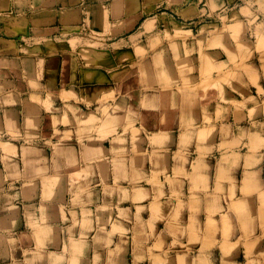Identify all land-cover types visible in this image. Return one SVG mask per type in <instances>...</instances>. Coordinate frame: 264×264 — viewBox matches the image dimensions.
Instances as JSON below:
<instances>
[{
    "label": "rangeland",
    "instance_id": "1",
    "mask_svg": "<svg viewBox=\"0 0 264 264\" xmlns=\"http://www.w3.org/2000/svg\"><path fill=\"white\" fill-rule=\"evenodd\" d=\"M217 48L222 56L211 52ZM45 50L67 52L81 70H97L87 77L97 86L80 90V101L96 108L95 114L80 110L81 138L97 135L127 155L143 153L149 143L158 147L153 157L164 152L161 161L183 166L166 173L151 197L143 184L118 183L108 193L74 180L65 191L68 209H83L84 228L99 219V229L81 235L74 255L89 258L92 239L100 246L96 264H264V0L228 6L216 0H0V56ZM143 82L150 93L173 92L183 109L201 104L205 119L187 125L192 134L179 147L163 136H143L129 108L143 100ZM202 168L204 176L196 175ZM170 175L191 178V198ZM211 177L216 196L205 219L193 191Z\"/></svg>",
    "mask_w": 264,
    "mask_h": 264
},
{
    "label": "crops",
    "instance_id": "2",
    "mask_svg": "<svg viewBox=\"0 0 264 264\" xmlns=\"http://www.w3.org/2000/svg\"><path fill=\"white\" fill-rule=\"evenodd\" d=\"M216 1L228 6L232 0ZM237 1L243 4L246 0ZM215 21H219L218 18ZM56 51L48 55L45 50V54L0 56V264H84V261L85 264H96L95 257H99L95 255V247L99 249L100 246H95L94 240H90L92 251L89 254L92 253L89 258L85 259L83 254L78 257L73 252L74 245L81 243L82 234L90 229L93 234L94 229L95 232L99 229V219L84 228V215L79 211L83 212V209H68L72 182L75 180L74 183L81 186L108 187V193L118 183L126 186L143 184V194L151 197L165 182L166 173L173 174L176 168L183 167L173 160L169 164L161 161L166 157L164 152L153 157L158 147L153 148L149 143L143 146V153L127 155L117 154L115 143L103 141L105 139L101 140L97 135L93 134V139L81 138V129L77 126V118L82 114L80 110L87 109L88 113L95 114L96 108L89 111L87 102L80 101V90L97 86V81L87 80L97 70L94 67L81 70L67 52ZM211 52L223 55L218 48ZM145 86L143 82V100L140 99L137 105L129 104V108L138 114L143 136H163L179 147L181 139L192 134L189 123L193 126L205 119L201 104L196 103L192 110L183 109L179 100L173 101V92L150 93ZM109 88L106 85V89ZM209 108L213 110L211 103ZM126 116H123L124 120ZM240 167H245L244 161ZM204 169L194 173L204 176ZM170 177L172 183L181 188L184 186L185 193H190L191 198V178ZM54 179L63 184L55 185ZM216 186L215 177H211L207 185L195 184L193 194L203 204L205 219L216 196ZM223 187L228 194L229 185L224 183ZM238 189L241 194L242 184ZM167 191L171 196L170 186ZM224 195L225 192L221 200ZM90 200L85 199L86 202ZM91 211L95 213L96 208ZM96 213L98 215L99 211ZM49 217L51 222L45 223ZM221 229L220 224L216 233L220 234ZM204 230L207 232L205 224ZM168 231L164 226L163 232ZM73 232L77 235L71 243ZM173 243L171 240V246ZM166 245L169 248V244ZM197 248H202L201 244Z\"/></svg>",
    "mask_w": 264,
    "mask_h": 264
},
{
    "label": "bare ground",
    "instance_id": "3",
    "mask_svg": "<svg viewBox=\"0 0 264 264\" xmlns=\"http://www.w3.org/2000/svg\"><path fill=\"white\" fill-rule=\"evenodd\" d=\"M79 123V122H78ZM123 127V126H122ZM100 128V127H99ZM7 143V142H6ZM3 144V143H2ZM9 144V143H8ZM5 146V145H4ZM12 146V145H11ZM7 146H5V148H6ZM12 149V148H11ZM6 151V150H5ZM8 151H9V146H8ZM10 153V152H9ZM74 174V173H73ZM80 174V173H79ZM71 179V178H70ZM54 182H55V180H54ZM49 185V184H48ZM57 185V184H56ZM59 185V184H58ZM59 191V190H58ZM56 193V192H55ZM137 197V196H136ZM41 206V205H40ZM41 211V210H40ZM263 216V215H262ZM264 217V216H263Z\"/></svg>",
    "mask_w": 264,
    "mask_h": 264
}]
</instances>
